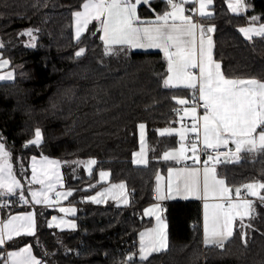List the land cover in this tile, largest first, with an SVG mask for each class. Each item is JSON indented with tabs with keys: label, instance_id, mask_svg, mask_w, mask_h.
Segmentation results:
<instances>
[{
	"label": "trees",
	"instance_id": "16d2710c",
	"mask_svg": "<svg viewBox=\"0 0 264 264\" xmlns=\"http://www.w3.org/2000/svg\"><path fill=\"white\" fill-rule=\"evenodd\" d=\"M213 16L202 19L214 26V58L227 76L264 79V39L247 40L239 31L255 15L264 22V0H247V15H234L227 0H213ZM83 0H0L2 54L12 62L16 80L0 84V133L13 152L15 171L20 165L30 176L32 156L60 161H97L88 177L83 165L62 164L71 201L80 206L79 228L60 232L50 229V211H38V232L21 237L7 250L31 245L37 257L48 264H121L129 253L138 251V235L150 224L143 209L155 202L156 177L173 166L163 159L165 151L179 141L175 135H160L161 129L177 126L173 108L180 107L172 95H189L187 90L163 86L166 62L161 52L105 55L100 33L85 32L78 42L74 35V10ZM153 9L155 11H153ZM165 10L162 0L151 8L139 7L142 18L153 19ZM90 24L89 31L93 29ZM32 28L36 47L21 35ZM38 29V31H36ZM85 47L76 58L75 51ZM26 74L21 77L20 73ZM55 105V106H53ZM147 126L149 164L137 167L133 154L139 149L138 127ZM39 127L40 146L23 145L34 138ZM239 161L223 164L229 185L239 186L253 178H264V156L241 154ZM75 168L73 172L72 169ZM107 170L112 182H125L131 193L127 208L81 203V198L99 190L98 173ZM22 182L27 184L26 180ZM91 186V187H90ZM133 199L137 204L133 205ZM253 228L244 229L247 245L235 233L225 250L202 243V205L199 201H173L166 205L168 249L149 258L151 264H264V207L257 203ZM247 222V220H246ZM4 249H0L3 252ZM138 261V257H137Z\"/></svg>",
	"mask_w": 264,
	"mask_h": 264
},
{
	"label": "snow or ice",
	"instance_id": "6c2138e0",
	"mask_svg": "<svg viewBox=\"0 0 264 264\" xmlns=\"http://www.w3.org/2000/svg\"><path fill=\"white\" fill-rule=\"evenodd\" d=\"M154 0H83L82 10H74L71 15L75 27V39L79 42L82 35L88 32L90 36L100 33L105 55L132 49H157L163 53L166 62V74L162 77L163 86L168 89L187 90L189 95L180 97L172 95L177 105L173 108L179 118L176 122L180 127H167L159 130L160 135L179 137V149L165 151L164 160H174L177 163L191 158L193 166L168 168L167 194L161 191L159 183L155 189L160 200L180 196L194 197L203 201V235L202 243L220 250H225L226 242L234 235V226L239 221L238 235L247 245V233L251 229V220L258 214L257 203L264 207V178H253L250 182L239 186L227 183L225 176L218 174L216 164L219 162L239 161L241 154L250 158L256 155L264 156V79L250 77L227 76L221 70V63L214 59V43L211 33L214 26H206L192 15L185 14L184 4L187 0H162L165 9L156 13L154 19L142 18L138 13L141 5L151 8ZM198 12L202 18L213 15L209 10L213 0H195ZM250 5L246 0H228V8L236 14L247 11ZM153 11H155L153 9ZM262 18L251 16V23L241 27L239 31L248 39L253 37L264 39V22ZM89 31V25L93 24ZM38 31V29L36 30ZM29 37L30 47H36V36L33 29L28 28L21 33ZM5 43L0 40V49ZM85 47H79L74 56L80 58L85 54ZM10 64L9 59L0 53V82H14L17 74L14 70L4 71ZM23 78L25 73L21 72ZM55 106V105H53ZM190 118V125L182 123ZM141 151L134 153L133 162L147 165L148 160L144 151L145 124H139ZM191 135L188 144L186 138ZM43 141L41 129L37 127L34 138L23 145L40 146ZM234 145V149L230 147ZM221 149L228 152L221 160ZM191 152L189 157L186 153ZM201 155L204 159L201 161ZM62 164L83 165L89 174L95 159L83 160H54L41 155L31 157V175L26 174L23 164L20 165L21 179L14 171L13 152L6 143V137L0 133V207H8L11 198L23 204H46L49 207L58 206L62 213L75 214L74 207L60 205V200L72 195V190L57 191L62 186ZM196 165H201L197 167ZM75 171V168L72 169ZM101 180L109 176L107 171H100ZM27 181L28 187L22 183ZM160 177L157 176L159 182ZM31 185H40L33 189ZM91 187V186H90ZM123 182L112 184L111 187L89 195L87 200L93 203H105L111 197L120 203H129L124 194ZM243 190V192H242ZM25 191L31 196L26 198ZM54 194V195H53ZM249 197L256 198L255 200ZM160 205L153 204L145 208L143 214L155 218V226L140 232L139 248L135 253H129L126 264H151L149 257L153 253L166 251L169 246L167 224L160 216ZM247 218V222H246ZM52 221H57L53 216ZM52 227L50 223L48 225ZM67 226L75 228L71 220L59 219L56 227ZM37 229L36 213L24 211L9 215L6 220L0 219V264H44V261L33 253L30 245H25L15 251H8L4 246L14 237L21 235L35 236ZM138 257V261H137ZM121 264H125L124 261Z\"/></svg>",
	"mask_w": 264,
	"mask_h": 264
},
{
	"label": "crops",
	"instance_id": "0c3cea01",
	"mask_svg": "<svg viewBox=\"0 0 264 264\" xmlns=\"http://www.w3.org/2000/svg\"><path fill=\"white\" fill-rule=\"evenodd\" d=\"M246 2H247V0H246ZM213 4H214V1H213ZM141 6H144V5H141ZM140 6V7H141ZM227 6H228V0H227ZM184 7H185V14L186 15H192L193 16V18L195 19V20H198V21H201L202 19H209V18H211V17H208V18H202V17H200L199 16V14H198V12H196V11H194L193 9L194 8H198V3H196L195 2V0H187V2L184 4ZM213 5L210 7V11L213 13ZM139 9V8H138ZM166 10V9H165ZM251 10V6L247 9V11L246 12H244V13H241V14H236V13H233L230 9H229V11L232 13V14H234V15H247V13L249 12ZM159 13V12H158ZM258 17V16H257ZM154 19V18H153ZM249 25V24H248ZM248 25H246V26H244V27H247ZM259 25V22H257V26ZM207 26V25H206ZM208 26H210V25H208ZM243 35V34H242ZM243 37L245 38V39H247L244 35H243ZM253 38H256V37H253ZM213 40V39H212ZM248 40V39H247ZM213 43H214V40H213ZM133 51H136V52H160L159 50H157V49H149V50H144V49H132ZM214 50H215V43H214V47H213V56H214ZM0 53H2L1 51H0ZM162 53V52H161ZM3 55V54H2ZM3 58H5V59H8V58H6L4 55H3ZM215 59V58H214ZM14 70L15 71V69L13 68V66H12V62L10 61V64H9V67L8 68H6V69H4V71L6 72V71H8V70ZM221 70H222V68H221ZM16 73V72H15ZM3 83H10V82H0V84H3ZM177 119H179L178 117H177ZM186 119H188V120H186ZM188 122H190L191 123V121H190V118H185V120L182 122V123H188ZM179 125V127L181 126L180 125V123H178L177 124V126ZM191 135L192 134H189V137L188 138H186V140H185V145H187L188 144V142H189V140L191 139ZM176 136V135H175ZM138 138H139V149L135 152V153H137V152H140L141 151V139H140V129H139V127H138ZM177 138H178V141H179V143H180V140H179V137L177 136ZM144 141H145V143H144V151H145V154H146V158H147V160H148V163H147V165L149 164V148H148V139H147V126L145 125V129H144ZM43 142V141H42ZM178 146H179V144H178ZM178 146L176 147V148H174V149H179L178 148ZM230 147H233V149H234V145H230ZM171 150H173V149H171ZM171 150H168V151H171ZM189 157L191 156V152L189 151V152H187L186 153ZM37 157V159L39 160L40 159V157L41 156H36ZM50 159H54V160H58V159H56V158H52V157H49ZM223 158H224V156L223 157H221V160L223 161ZM88 159H94V158H87V159H85V160H83V161H87ZM135 159H138V157H135L134 155H133V161L135 160ZM96 160V159H95ZM166 161H168V162H170V163H172L173 164V166H171L172 168H181V167H183V166H185V165H187V166H189V167H191V166H193V161H192V159L191 158H189V159H187L186 161H182V162H180V163H177L176 161H174V160H166ZM233 162H236V161H233ZM134 163V162H133ZM228 162H220L219 164L217 163L216 164V169H217V172H218V174H220V175H223V176H225L224 175V172H223V164H227ZM96 164H97V161H96ZM96 164L95 165H93L92 166V173L91 174H89V172L87 171V169L84 167V169H85V173L87 174V176L88 177H90L92 174H93V172H94V170H95V168H96ZM134 165L135 166H137V167H146L147 165H144V164H137V163H134ZM197 167H199V166H201V165H196ZM29 169H30V175H31V158H30V160H29ZM14 171H15V167H14ZM60 171H61V174H62V177H63V180H62V186H60V185H58L57 186V191H67V190H69V189H67V187H66V184H65V178H64V173H63V167H62V165H61V167H60ZM101 171H107V170H101ZM16 172V171H15ZM100 172V171H99ZM108 173H109V176L107 177V179L106 180H101L100 179V176H99V173H98V184L99 185H101V187L99 188V190H97V191H102L104 188H108V187H111V185L112 184H117V183H120V182H112L111 181V173L109 172V171H107ZM157 176H159L160 177V179H159V182L157 181V177H156V182H157V185H158V183H159V187L161 188V191L162 192H164L165 194H167V185H168V169L165 171V172H159L158 174H157ZM17 178L18 179H20L19 177H18V175H17ZM29 178H30V176H29ZM23 183V182H22ZM124 184H125V189H124V194L127 196V198H128V201H129V203L127 204V205H125V204H123V203H120V202H118L117 200H114V199H112L111 197H109L107 200H106V202L105 203H100V204H97V203H93L92 201H90V200H87L86 199V197L87 196H85L84 197V202L85 203H90V204H93V205H95V206H101V207H104V206H107V205H113V206H115V207H117V208H127V207H129L130 206V204H131V193L129 192V189H128V186H127V184L125 183V182H123ZM228 183V182H227ZM25 184V183H24ZM157 185H156V188H157ZM27 187H28V184H25V188L27 189ZM31 187L33 188V189H39L40 188V185H31ZM96 191V192H97ZM96 192H94V193H92L91 195H95L96 194ZM72 194H73V190H72ZM25 195H26V198L29 200V201H31V196H30V194L27 192V191H25ZM54 195V194H53ZM72 196V195H71ZM71 196H69V197H67V199H62V200H60V205H62V206H64V207H74L75 209H76V212H75V214L73 215V214H71V213H62V212H60L59 211V207L58 206H52V207H49L48 205H46V204H34V203H30V204H23L24 205V207L23 208H21V209H19V210H17V211H14V212H12V213H6L5 215H4V217H3V219L4 220H6L7 218H8V216L9 215H16V214H18V213H21V212H24V211H34L35 213H36V222H37V229H36V234H37V232H38V211L39 210H44V211H50L52 214L49 216V218H48V220H47V226L51 223L52 224V227H49L50 229H55V230H58V231H60V232H70V231H75V230H77L78 228H79V214H80V206L78 205V204H76V203H74V202H72L70 199H71ZM89 196V195H88ZM10 201H12V202H17V199L14 197V198H11L10 199ZM173 201H199L200 203H201V205H202V229H203V201H201V200H199V199H196V198H194V197H189V198H187V199H185V198H182V197H180V196H176V197H174V198H166V199H164V200H160L159 198H158V194L156 193V197H155V202H153L152 204H150V205H148V206H146L145 208H148V207H151L153 204H159L160 205V208L158 209V212H159V214H160V216L162 217V219H164V221L166 222V224H167V220H166V217H165V207H166V205L168 204V203H170V202H173ZM22 203V202H21ZM144 208V209H145ZM143 209V210H144ZM53 216H56L57 217V221H52V217ZM141 216L143 217V218H145V219H147V220H149L150 221V224L148 225V226H146L142 231H145L146 229H148V228H151V227H154L155 226V218L154 217H148V216H145L144 214H143V211H142V213H141ZM60 218H63L64 220H71V221H74L75 222V224H76V227L75 228H70V227H67V226H61L60 228H57L56 227V223H58L59 222V219ZM246 220H247V218H246ZM239 224V221H237L236 222V224H235V226H234V232H235V230H236V228H237V225ZM141 231V232H142ZM166 231H167V235H168V225H167V229H166ZM35 234V235H36ZM140 234V233H139ZM21 237H33V236H26V235H21V236H19V237H14L13 238V240L12 241H14V240H16V239H18V238H21ZM139 239H140V236L138 235V248H139ZM12 241H9V242H7L6 243V245L4 246L5 248H6V246L9 244V243H11ZM169 241V240H168ZM27 245H29V244H27ZM25 246V245H24ZM24 246H22V247H24ZM31 246V245H30ZM32 247V246H31ZM21 248V247H20ZM0 249H3V248H0ZM19 249V248H18ZM18 249H13V250H8V251H15V250H18ZM32 249H33V247H32ZM162 252H164V251H162ZM33 253L35 254V252H34V250H33ZM154 254H157V253H153L151 256H153ZM36 255V254H35ZM150 256V257H151ZM149 257V258H150ZM39 258V257H38ZM44 264H48V263H46V262H44Z\"/></svg>",
	"mask_w": 264,
	"mask_h": 264
},
{
	"label": "built area",
	"instance_id": "2783aa9c",
	"mask_svg": "<svg viewBox=\"0 0 264 264\" xmlns=\"http://www.w3.org/2000/svg\"><path fill=\"white\" fill-rule=\"evenodd\" d=\"M173 113H175V112L173 111ZM185 124L190 125V122L185 123ZM226 155H228V152L224 149H221V157L226 156ZM203 159H204V157H203V155H201V161H203ZM242 192H243V190H242ZM249 199H254V198L249 197ZM81 203L82 204L85 203L83 197L81 198ZM135 204H137V200L133 199V205H135ZM23 207H24V205L21 202L9 201L8 207H0V219H3V217L6 213H12L14 211H17V210L23 208Z\"/></svg>",
	"mask_w": 264,
	"mask_h": 264
},
{
	"label": "rangeland",
	"instance_id": "374dc122",
	"mask_svg": "<svg viewBox=\"0 0 264 264\" xmlns=\"http://www.w3.org/2000/svg\"><path fill=\"white\" fill-rule=\"evenodd\" d=\"M82 10V9H81ZM139 10V9H138ZM93 23H95V22H93ZM90 26V25H89ZM214 32V31H213ZM213 32L210 34L211 35V37H212V39L214 40V37H213ZM74 35H75V27H74ZM29 44V43H28ZM181 107V106H180ZM186 118H189V117H186ZM186 120H188V119H186ZM177 128L179 127V125L178 126H176ZM173 135H175V134H173ZM180 147V143H179V146H178V148ZM234 161V160H233ZM220 163V162H219ZM218 163V164H219ZM254 199H256V198H254ZM253 199V200H254Z\"/></svg>",
	"mask_w": 264,
	"mask_h": 264
},
{
	"label": "water",
	"instance_id": "95a60500",
	"mask_svg": "<svg viewBox=\"0 0 264 264\" xmlns=\"http://www.w3.org/2000/svg\"><path fill=\"white\" fill-rule=\"evenodd\" d=\"M231 148H233V147H231ZM165 217H166V215H165Z\"/></svg>",
	"mask_w": 264,
	"mask_h": 264
}]
</instances>
